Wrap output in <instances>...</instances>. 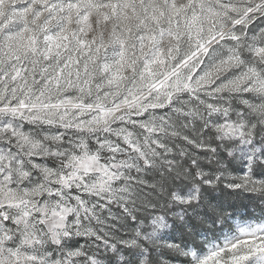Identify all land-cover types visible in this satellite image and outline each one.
I'll return each instance as SVG.
<instances>
[{"label":"snow or ice","instance_id":"1","mask_svg":"<svg viewBox=\"0 0 264 264\" xmlns=\"http://www.w3.org/2000/svg\"><path fill=\"white\" fill-rule=\"evenodd\" d=\"M0 264H264V0H0Z\"/></svg>","mask_w":264,"mask_h":264},{"label":"rangeland","instance_id":"2","mask_svg":"<svg viewBox=\"0 0 264 264\" xmlns=\"http://www.w3.org/2000/svg\"><path fill=\"white\" fill-rule=\"evenodd\" d=\"M236 205L240 208L241 214H243L245 211L251 212L254 209V205L249 202V200L246 197H241L239 200L235 201ZM244 205H248L247 209L245 210ZM258 214V212H257Z\"/></svg>","mask_w":264,"mask_h":264}]
</instances>
